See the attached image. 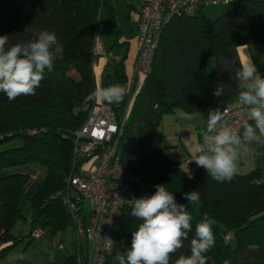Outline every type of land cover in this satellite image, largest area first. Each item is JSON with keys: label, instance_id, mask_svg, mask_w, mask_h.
I'll return each mask as SVG.
<instances>
[{"label": "trees", "instance_id": "obj_1", "mask_svg": "<svg viewBox=\"0 0 264 264\" xmlns=\"http://www.w3.org/2000/svg\"><path fill=\"white\" fill-rule=\"evenodd\" d=\"M201 12L173 19L162 31L151 70L119 136L120 164L173 192L176 202L185 204L193 217V233L204 214L216 221L215 246L206 254L207 264H224L225 260L229 264H264V185L251 183L264 175L253 170L221 183L201 168L188 176L153 144L165 116L176 110L196 114L208 107L206 63L211 55L264 44V0H233L215 20ZM103 15L106 27L118 39L114 8L108 0H0V35L9 36V46L26 43L37 31L48 30L64 47L63 57L53 62L52 72H45L34 95L9 101L0 93V244H9L0 251L1 258L21 242L12 229L25 220L24 203L31 212L26 238H32L36 230L52 238L71 227L61 198L71 170L73 132L84 123L95 102L76 110L96 89L93 49ZM116 72L118 83L123 84L122 68ZM126 100L124 96L119 108H126ZM22 169L41 171L33 190H29V176L16 172ZM191 191L199 193L198 205L185 199L184 193ZM138 224L131 208L120 211L104 264H118L114 257L126 253ZM189 247V241H184L172 256L173 264L180 255L190 254ZM87 253L86 247L79 252L74 248L59 264H78V257L84 261Z\"/></svg>", "mask_w": 264, "mask_h": 264}, {"label": "clouds", "instance_id": "obj_2", "mask_svg": "<svg viewBox=\"0 0 264 264\" xmlns=\"http://www.w3.org/2000/svg\"><path fill=\"white\" fill-rule=\"evenodd\" d=\"M63 55V45L56 34L48 30L37 31L30 41L11 46L9 36L0 35V93L9 101L34 95L45 72H52L53 62ZM216 59L215 56L210 59L214 67ZM223 61L224 58L220 57V62ZM235 81L239 89L238 102L245 109L242 133L233 127H218L229 116L228 107L223 111H210L206 130L202 133L203 143L192 160L221 183H230L239 174L242 156L249 152L261 156L257 148H264V75L249 57L235 72ZM225 91L230 92L231 85L221 81L213 95L220 97ZM126 94L127 88L119 83L99 87L89 93L84 104L76 110L81 111L97 100L119 105ZM251 183L259 187L264 185V178H255ZM184 197L193 205L200 202L197 191L184 193ZM127 202L131 205V216L139 224L132 231L131 246L126 253L114 257L118 264H173L172 256L184 246V241H189L190 254L180 255L174 264H207L206 254L215 246L214 219L204 214L203 219L195 224L193 233V217L186 205L178 204L173 192L164 185H156L151 196L133 197ZM190 233H193L191 238ZM224 264L229 261L225 260Z\"/></svg>", "mask_w": 264, "mask_h": 264}, {"label": "built area", "instance_id": "obj_3", "mask_svg": "<svg viewBox=\"0 0 264 264\" xmlns=\"http://www.w3.org/2000/svg\"><path fill=\"white\" fill-rule=\"evenodd\" d=\"M232 1L141 0L136 74L142 78L149 74L162 31L171 20L192 17L206 7L227 8ZM130 106L125 108L123 119L119 121L110 105L97 100L84 123L73 132L71 170L61 201L74 230L76 251L85 247L88 250L86 260L79 256L78 264H104L113 243L115 218L123 208H131L127 201L153 195L158 185L121 167L118 140ZM214 106L220 111L228 107L229 116L222 121V126L236 128L242 133L245 109L237 98L219 100ZM202 143L203 140L200 146ZM85 201L89 212H85ZM42 236V230L31 234L34 240Z\"/></svg>", "mask_w": 264, "mask_h": 264}, {"label": "crops", "instance_id": "obj_4", "mask_svg": "<svg viewBox=\"0 0 264 264\" xmlns=\"http://www.w3.org/2000/svg\"><path fill=\"white\" fill-rule=\"evenodd\" d=\"M132 8L133 5L130 9ZM140 8L141 3L137 10V23L139 21ZM105 23L106 21H104V26H106ZM117 27L120 33L119 26L117 25ZM107 45L108 41L103 43L101 35L98 33L93 49L92 67L94 80L97 78L96 75L100 77L104 75L109 64V54L117 46V50L120 49V54L117 53L116 56L113 57V62H115L113 65V74L118 78L116 69L122 68V73L125 76V82L122 85L127 84V94L125 95L127 99V107L129 104H132L137 91L144 81V78L138 76L135 72V62L139 47L138 28L133 39L123 40L119 37L118 39L115 38L112 45ZM213 56L217 58L215 67L210 60ZM220 57L224 58L223 63L220 62ZM249 57H251L253 63L257 66L258 71L264 75V44L240 46L211 55L206 63L205 89L209 100L208 107L203 112L196 114H186L181 110H176L174 113L164 117L161 127L157 130L153 143L160 146L169 158L177 162L183 172L188 176L202 168L192 160L198 154L200 143L203 140L202 133L206 130L209 112L215 110V102L219 100L230 101L237 98L239 89L236 87L235 72L240 67L241 62L246 61ZM221 81L225 84H230L231 91H225L224 95L220 97L214 96L213 92L215 91L218 82ZM110 106L115 108L112 105ZM118 107H120V104ZM220 126H222V122L221 125H218V127ZM253 147L256 146L254 145ZM257 150L262 153L261 156H256L253 152H249L242 156L239 162L240 175L247 174L253 170H259L264 175V148L258 147ZM16 172L27 174L29 176V190H33L41 179L37 169H22ZM1 176L2 175L0 174V178ZM23 208L27 210L26 213H24L25 220L18 221L12 229V234L18 240H21V242L16 247L11 248L3 258L0 257V264H37L35 261L37 257V241H40L42 238L31 242L32 238L25 237L29 233L31 212L27 203L23 204ZM20 222L23 224L21 228H18ZM70 228L71 233L74 234L73 228ZM43 237L50 240L52 239L48 236ZM62 239L63 238L61 237L60 241H62ZM7 246H9V244H0V251ZM60 248L61 245H58L57 250H60ZM55 262L57 261L55 260L54 263Z\"/></svg>", "mask_w": 264, "mask_h": 264}, {"label": "rangeland", "instance_id": "obj_5", "mask_svg": "<svg viewBox=\"0 0 264 264\" xmlns=\"http://www.w3.org/2000/svg\"><path fill=\"white\" fill-rule=\"evenodd\" d=\"M108 2L113 6L115 12V21L119 26L120 30V37L123 40L133 39L137 33L138 23H137V10L141 3V0H108ZM133 5V8L131 6ZM130 6V7H129ZM227 8L223 7H206L203 8L201 13L210 20H215L216 18L220 17ZM105 15L102 16L101 24L98 30L99 35H101V39L103 43L108 41V45H112L115 40L114 32H111L106 26H104ZM97 33V35H98ZM117 46L110 52L108 57V67L102 77L97 76L95 78V86L96 89L99 87H106L110 84H117V77L113 74V57L116 54H120V49L117 50ZM127 88V84H124ZM106 103V102H105ZM113 107L117 109L116 113L118 114L119 121H122L124 116L123 108H119L118 105L112 104ZM155 146L159 147L157 144L153 143ZM161 149V148H160ZM40 177H42L41 171L37 169ZM194 174V173H193ZM191 174L190 176H192ZM38 183V182H37ZM85 212L88 211V203L85 201ZM27 210L23 209V212L26 213ZM90 221L89 215L87 216V224ZM23 223L20 222L18 228H21ZM63 238L60 241V238ZM75 235L71 233V228L67 229L63 234H58L52 239H48L46 237H42L40 241H37V257L35 261L37 264H59L60 260L62 259L63 255H69L74 253V245L73 240ZM231 245L234 246L233 238H230ZM58 245H61L60 250L58 249ZM57 261L54 263V261Z\"/></svg>", "mask_w": 264, "mask_h": 264}]
</instances>
